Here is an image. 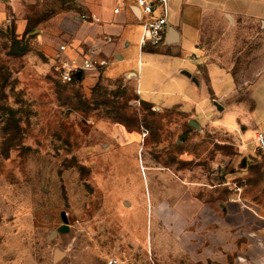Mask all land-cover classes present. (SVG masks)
<instances>
[{"label":"rangeland","instance_id":"rangeland-1","mask_svg":"<svg viewBox=\"0 0 264 264\" xmlns=\"http://www.w3.org/2000/svg\"><path fill=\"white\" fill-rule=\"evenodd\" d=\"M83 12L80 0L0 4V264H153L141 238L151 236L155 185L142 173L170 168L198 186L219 184V198L264 192V150L254 135L243 142L261 109L247 102V84L264 70V23L237 27L235 96L211 92L192 110L143 101L130 72L59 78L58 46L96 31L78 20ZM203 30L214 63L221 41L212 36L223 29L211 21Z\"/></svg>","mask_w":264,"mask_h":264},{"label":"crops","instance_id":"crops-1","mask_svg":"<svg viewBox=\"0 0 264 264\" xmlns=\"http://www.w3.org/2000/svg\"><path fill=\"white\" fill-rule=\"evenodd\" d=\"M168 1V32L165 43L158 47H140L146 16L136 0H80L85 12L78 20L96 31L83 33L72 44L79 51L99 50L110 61L104 69L113 75L133 73L141 99L152 105L195 110L211 92L219 101L230 100L237 88V27L241 22L264 23V0ZM1 3L13 5L14 0ZM83 14L88 19H82ZM211 21L223 29L212 36L221 41L214 63H209L208 47L202 41L211 37L203 30ZM171 27L177 31L175 42L169 40ZM247 86V102L258 103L261 109L250 116L253 128L245 131L243 142L255 137L257 130L264 132V70L254 74ZM242 144L243 150L253 153L248 142L245 148ZM142 175L155 185L147 196L151 236L147 242L141 238L144 251L150 249L153 264H264V192L254 191L245 198L231 190L219 198V184L198 186V182L177 177L170 168L160 175ZM213 190L217 196L210 199Z\"/></svg>","mask_w":264,"mask_h":264},{"label":"built area","instance_id":"built-area-1","mask_svg":"<svg viewBox=\"0 0 264 264\" xmlns=\"http://www.w3.org/2000/svg\"><path fill=\"white\" fill-rule=\"evenodd\" d=\"M136 4L146 16L142 22L143 30L139 41L141 49L158 47L165 43L169 27V1L136 0ZM118 10V7L115 8L116 12ZM81 18L86 20L88 16L83 14ZM52 61L56 74L68 83L81 80L90 72L103 70L110 62L96 48L79 51L70 43H61L55 50ZM255 142L259 149L264 150L263 131H256ZM111 261L117 263L118 260L113 258Z\"/></svg>","mask_w":264,"mask_h":264},{"label":"water","instance_id":"water-1","mask_svg":"<svg viewBox=\"0 0 264 264\" xmlns=\"http://www.w3.org/2000/svg\"><path fill=\"white\" fill-rule=\"evenodd\" d=\"M169 40L170 41H172V42H175V41H177V31L175 30V28H173V27H171L170 28V38H169ZM216 104H217V106L220 108V109H222L223 108V106L222 105H220L219 103H217L216 102ZM245 159H244V164H245ZM63 219L64 220H66V218H65V214H63ZM61 253V252H60ZM62 254V253H61ZM61 254L59 255V256H61ZM58 256V257H59Z\"/></svg>","mask_w":264,"mask_h":264},{"label":"bare ground","instance_id":"bare-ground-1","mask_svg":"<svg viewBox=\"0 0 264 264\" xmlns=\"http://www.w3.org/2000/svg\"><path fill=\"white\" fill-rule=\"evenodd\" d=\"M245 145H246V143H244L242 147L245 148ZM60 254H61L60 252H57V253H56V258H58V256H59Z\"/></svg>","mask_w":264,"mask_h":264}]
</instances>
